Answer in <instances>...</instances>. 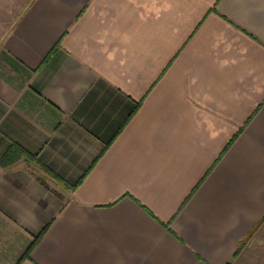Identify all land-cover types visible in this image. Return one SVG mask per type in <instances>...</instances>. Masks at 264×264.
<instances>
[{"label":"crops","instance_id":"0c3cea01","mask_svg":"<svg viewBox=\"0 0 264 264\" xmlns=\"http://www.w3.org/2000/svg\"><path fill=\"white\" fill-rule=\"evenodd\" d=\"M11 146L0 264H264V0H0Z\"/></svg>","mask_w":264,"mask_h":264},{"label":"trees","instance_id":"16d2710c","mask_svg":"<svg viewBox=\"0 0 264 264\" xmlns=\"http://www.w3.org/2000/svg\"><path fill=\"white\" fill-rule=\"evenodd\" d=\"M236 134H234V136L231 138V140L235 137ZM24 150H21L19 147L17 146H11L9 147L0 157V164L2 165H6L8 163H11L13 160H15L16 158H18V156L20 155V153ZM36 238L29 244V246L25 249V251L23 252V254L21 255L20 258L26 256L31 248V246L33 245V243L35 242Z\"/></svg>","mask_w":264,"mask_h":264}]
</instances>
